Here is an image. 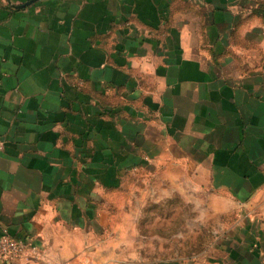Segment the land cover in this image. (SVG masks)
Wrapping results in <instances>:
<instances>
[{"label":"crops","instance_id":"1","mask_svg":"<svg viewBox=\"0 0 264 264\" xmlns=\"http://www.w3.org/2000/svg\"><path fill=\"white\" fill-rule=\"evenodd\" d=\"M30 1L0 0V237L37 253L0 264H145L151 189L264 220V0Z\"/></svg>","mask_w":264,"mask_h":264},{"label":"rangeland","instance_id":"2","mask_svg":"<svg viewBox=\"0 0 264 264\" xmlns=\"http://www.w3.org/2000/svg\"><path fill=\"white\" fill-rule=\"evenodd\" d=\"M144 194L147 198L145 206L135 204L133 207L143 214L137 223L144 235L140 238L145 244L143 251L140 248V258L145 264H234L235 260L230 259L226 249L238 240L236 234L240 235L248 226L264 233V220L255 218L247 222L238 206L233 204L220 208L209 205L207 202L211 200V195L198 197V200H205L206 204L202 205L187 203L179 196L172 201L155 204L151 198L154 190L144 191ZM220 209L223 214L218 211ZM262 236L256 238L252 253L243 250L236 259L239 257L238 261L242 264H264ZM243 243L247 244L246 241ZM260 245L263 246L258 247ZM205 249L207 251L202 253ZM135 258L136 254L131 256V262Z\"/></svg>","mask_w":264,"mask_h":264},{"label":"built area","instance_id":"3","mask_svg":"<svg viewBox=\"0 0 264 264\" xmlns=\"http://www.w3.org/2000/svg\"><path fill=\"white\" fill-rule=\"evenodd\" d=\"M37 253V249L26 241L5 234L0 237V261L16 263L30 254Z\"/></svg>","mask_w":264,"mask_h":264},{"label":"water","instance_id":"4","mask_svg":"<svg viewBox=\"0 0 264 264\" xmlns=\"http://www.w3.org/2000/svg\"><path fill=\"white\" fill-rule=\"evenodd\" d=\"M38 0H31L27 5H30V4H32V3H35V2H37ZM23 7H25V5H23V6H19V7H17V8H23Z\"/></svg>","mask_w":264,"mask_h":264}]
</instances>
